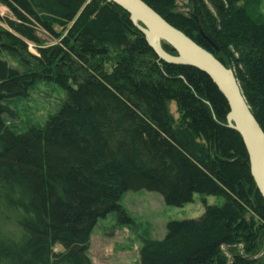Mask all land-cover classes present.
<instances>
[{
	"label": "trees",
	"instance_id": "trees-1",
	"mask_svg": "<svg viewBox=\"0 0 264 264\" xmlns=\"http://www.w3.org/2000/svg\"><path fill=\"white\" fill-rule=\"evenodd\" d=\"M142 1L234 71L264 131V21L250 14L251 0H186L187 11L177 0ZM0 6L14 18L0 17V55L27 66L0 59V264H93L98 221L115 213L119 226L135 225L121 203L140 191L172 207L195 194L225 199L199 220L168 223L163 240H144L141 264H264V199L241 136L228 128L229 105L206 74L161 61L108 0ZM38 30L59 43L46 47ZM39 80L67 98L44 127L17 134L5 102L28 97Z\"/></svg>",
	"mask_w": 264,
	"mask_h": 264
},
{
	"label": "rangeland",
	"instance_id": "rangeland-1",
	"mask_svg": "<svg viewBox=\"0 0 264 264\" xmlns=\"http://www.w3.org/2000/svg\"><path fill=\"white\" fill-rule=\"evenodd\" d=\"M186 0H177L181 11ZM250 14L258 21H264V0H251ZM0 17L14 19L10 11L0 6ZM0 28L6 25L0 22ZM59 33L61 30L56 27ZM40 40L47 46L59 43L43 30H38ZM163 44L162 41H159ZM29 51L37 55V49L29 44ZM12 68L24 71L27 66L18 58L7 54L0 55ZM67 98L63 88L54 82L39 80L29 90L28 97L15 98L5 102L15 115H4V119L11 130L23 134L32 127L42 128L50 117L56 115ZM169 112L177 122L179 114L175 103L169 104ZM122 206L135 221L133 226H119L115 213L100 219L92 233L90 257L93 264H141L140 250L144 240L161 241L167 234V225L173 221L199 220L207 207H222L225 204L223 197L195 194L192 203L184 207H172L165 204L158 193L140 191L128 192L122 199ZM56 251H62L57 247Z\"/></svg>",
	"mask_w": 264,
	"mask_h": 264
},
{
	"label": "water",
	"instance_id": "water-1",
	"mask_svg": "<svg viewBox=\"0 0 264 264\" xmlns=\"http://www.w3.org/2000/svg\"><path fill=\"white\" fill-rule=\"evenodd\" d=\"M108 1L130 15L134 26L145 35L149 47L161 61L194 68L215 83L229 105L228 128L241 136L249 156L252 178L264 199V131L248 105L234 71L168 24L142 0ZM159 41L169 45L177 56L167 53Z\"/></svg>",
	"mask_w": 264,
	"mask_h": 264
},
{
	"label": "bare ground",
	"instance_id": "bare-ground-1",
	"mask_svg": "<svg viewBox=\"0 0 264 264\" xmlns=\"http://www.w3.org/2000/svg\"><path fill=\"white\" fill-rule=\"evenodd\" d=\"M153 37H154V39H155V40H157V39H158V37H157V36H153Z\"/></svg>",
	"mask_w": 264,
	"mask_h": 264
}]
</instances>
